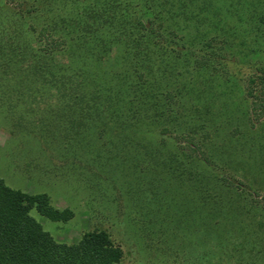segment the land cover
<instances>
[{
    "label": "trees",
    "instance_id": "16d2710c",
    "mask_svg": "<svg viewBox=\"0 0 264 264\" xmlns=\"http://www.w3.org/2000/svg\"><path fill=\"white\" fill-rule=\"evenodd\" d=\"M10 1L18 3L19 10L11 7L7 0H0V30L9 33L6 49L14 45L17 26L29 27L27 22L33 21V29L37 30L38 11L44 4L55 13L51 20L54 28L48 31L52 45L31 47L25 57L16 52L7 59L10 66L0 71V103L3 101L11 106L12 112H19L22 120L41 123L39 127L48 132L42 139L61 147L64 154H72L75 158L70 157L72 162L82 164L83 157L91 156L96 163L94 166L88 163L91 171L84 176L87 186H93L97 193L106 192L108 187L119 189L118 180L125 185V179L131 176L137 178L140 190L151 188L150 200L154 204L159 205L169 197V201L177 200L185 223L191 219L194 232L190 247L185 248L190 254V261L185 259L187 264H261L259 257H264L261 228L264 226L255 228L258 220L255 216L263 212L252 211L244 204L240 206L237 191L230 185L225 190L217 188L213 193L215 182L205 168L207 161L204 163L194 156L195 149L190 147V152L176 150V145L173 149L169 147L170 162L158 143L159 133L174 132L191 145L195 144L202 154L214 155L217 152L211 149V135L205 129L207 121L203 116L209 115L206 120L215 122L212 120L214 109L222 114L226 112L228 123L223 124L222 138L229 140L232 139L229 132L240 126L239 117L249 122L248 112L238 115L231 110L235 102L230 95L237 92L236 86L220 77L208 76V72L214 70L201 58L208 48H213L215 39L227 42L229 51L240 47L241 42L251 48L249 36L253 34L254 39L258 38L262 31L260 24L264 22V17L263 20L257 18L259 5L252 0H201L195 6H187L188 1L193 0H185L180 3L185 5L180 6L177 15L186 18L187 23L183 27L177 24L178 28L171 30L162 23L155 30L150 27L151 22L146 23L128 12L129 0H105V17L101 8L88 9L86 0ZM154 1L162 6L170 2ZM124 9L126 14L120 12ZM85 13L89 18L103 17V22L96 27L86 24ZM194 14L199 15L201 19H197L202 20V24L193 26ZM43 27L38 38L51 29L49 23ZM176 33L181 35L179 52L169 45L170 41L164 45L157 40L158 36ZM257 78L249 76L244 87L251 99L253 116L259 115L258 111L264 107V103L256 100ZM259 78L264 86V73ZM199 83L205 86L208 95L212 92V96L198 91ZM187 94H196L201 101L193 105L195 110L193 103H182L184 109L179 113L174 100L180 97L182 102ZM193 111L201 114L192 117ZM67 126L73 129L68 135L69 149L65 148L63 136L51 130L61 131ZM214 128L219 130L220 125ZM203 131L205 135H201ZM245 141L247 145L254 142ZM167 144L162 143V146ZM225 150V159L221 157L217 163L234 156V153L230 156L234 150L230 145ZM131 161L136 163L131 165ZM143 161L147 162V167L139 165ZM113 164L122 165V169L118 170ZM110 166L113 168L109 169ZM116 173L120 175L117 179ZM214 177L217 176L214 174ZM104 185L108 187L103 189ZM192 190L198 193L197 197ZM182 191L187 192L184 201L191 200L194 209L178 198L177 192ZM197 200L206 206L212 200L213 213L204 212L202 207L199 211ZM169 201L165 202L166 208H170ZM33 209L52 221L67 222L75 216L70 207L55 206L48 193H30L11 187L0 176V264H118L123 261L125 250L106 229L86 231L74 243L62 242L44 228L31 213ZM156 220L161 222V218ZM224 225L230 228L227 232L223 231ZM229 246L231 251L227 256L232 261L225 262L222 253Z\"/></svg>",
    "mask_w": 264,
    "mask_h": 264
},
{
    "label": "rangeland",
    "instance_id": "374dc122",
    "mask_svg": "<svg viewBox=\"0 0 264 264\" xmlns=\"http://www.w3.org/2000/svg\"><path fill=\"white\" fill-rule=\"evenodd\" d=\"M184 1L173 0L172 2L170 0L169 4L162 6L154 0H144V2L141 0H129L127 7H130L128 12L131 11L132 15L143 18L146 23L151 22L150 27L155 28V30H158L159 24L162 23L171 30L178 28L177 24L181 25V27L185 25L186 18L182 19L177 15L180 6L182 8L185 5H180ZM252 1L255 5H259L257 14L259 17L257 18L262 17L261 20H263L264 0ZM7 2L10 3L11 7L19 10L18 3L10 0H7ZM41 2L44 3V0ZM85 2H88V9L90 8L92 11L99 8L104 11L107 7L105 0H86ZM199 2L201 0L188 1L187 6H195ZM43 7L42 10L38 11L39 22L37 23V30L33 29L35 25L33 21L27 22L30 25L29 27L25 25L23 26L24 28H19L17 26L15 42H13L16 47L12 44L13 46L9 50L6 49L8 47L9 33L5 34L3 29L0 30L1 72L4 68L7 70L8 66H10L7 63V59L14 56L16 52L20 53V56L25 57L27 55L26 52L31 47L46 44L52 45V38L48 34V31L54 28V23L51 20L55 13L52 10H48V6L45 4ZM174 9L176 10L174 11ZM145 11L147 12L145 13ZM173 11L175 15L172 14ZM120 12H125L126 14V9ZM105 14L106 11H104V17ZM84 17V22L91 23L94 27L103 22V17L95 16L94 18H89L86 13ZM197 17L201 19L199 15L195 14L191 19L193 26L194 24L198 25L203 22L202 20H198ZM250 17L248 16V18ZM46 23H49L51 29L46 30L38 38L39 31L42 28L44 29L43 26ZM260 25L262 31L258 38L256 36V39H254L253 34L249 36L250 43L252 44L251 48L244 46L243 42H241L239 43L240 47H235L234 51H229L227 42L215 39L213 48H208L206 55L201 58L210 64V69L214 70L213 73L208 72V76L212 78L216 76L220 77L222 81L232 82V85L236 86L237 92L230 95L235 102V107L231 110H234L238 115H241L245 111L248 112V116H251V118L249 117V122L247 119L238 118L237 121L240 126L234 128L228 134L234 141L232 139L229 140V138H222L224 132L223 124L228 123L226 120L229 115L225 114L226 112L222 114L218 109V111L213 110L214 116L212 120L215 122L206 120L209 115L203 116L204 120L207 121L205 129H208L209 135H211V149L217 152L214 155L207 154V152L202 154L203 152L196 150L195 144L191 145L186 138L178 137L174 132L158 134V143L162 147L163 156H166L165 158L169 156L168 148L171 147L173 149L175 145L177 146L176 150L185 149L186 151H190V147L195 149V152L192 151L193 155L200 157L204 163L207 161L204 164L205 168L209 169V174H211L210 176L215 182L211 189L213 193H215L214 191L217 188L225 190L230 185V187H233L237 191L240 206L246 205L250 206L252 211H262L263 214L259 213L258 217L255 216L258 219L255 222V228L264 226V114H260L264 112V107L261 108V111H258L259 115H251V99L246 95L244 87L249 76H258V84H255V93L258 96L256 100L257 102L264 103V86L262 80L259 78V75L264 73V22ZM23 29L24 31H22ZM157 40L160 44L164 45L170 41L169 45L175 47V51H180V33L177 35L158 36ZM191 77L194 79L193 76ZM204 87V85L199 83V88L196 89L201 91L202 94L208 95L206 92L208 90ZM211 94L213 93L210 92L209 95ZM196 97H198L196 94H187L183 97L182 102L180 97H177L174 100L177 112L181 113L184 109L181 108L182 103L187 105L193 103L192 109L195 110L193 105L201 101L200 96L197 99ZM2 102L0 103V176L11 187L30 193L46 192L51 196L55 206L60 208L70 207L74 211V218L67 222L52 221L40 215L36 209L31 211L42 222L44 228L56 239L62 242L74 243L81 238L84 232L100 228L109 231L112 238L120 243L125 250L124 259L118 264H187L186 258L188 259L187 261H190V254L186 253L185 248L186 246L190 247L194 232L191 230V219L188 220V223H185L184 217L181 215L182 212L179 209V204L176 202L177 200L169 201V197L162 200L159 205L154 204L150 200V196L153 195L149 190L151 188L148 189L149 191L140 190L137 186V178L133 179L131 176L128 180L127 178L125 179L127 181L125 185L121 180H118L119 189H113V187L104 185L103 189L108 187L106 192L102 194L97 193L93 186H90V188L87 186L88 180L84 176L90 174L91 171L88 163L93 166L96 163L92 161L91 156L88 155L83 158L79 156L84 160L82 164L72 162L70 157L75 159L72 154H64L61 147H57L58 145L56 146L53 143L48 144L42 139L45 138V135H48V132L39 127L41 123H31L29 119L26 121L22 120L19 112H12L11 106L9 107ZM198 113L201 114L200 112L193 111L191 113L192 117H197ZM199 120L200 122L202 121L201 118ZM215 125H220V129L214 128ZM33 128L36 129L35 132L30 131ZM51 130L63 136L62 140L65 148L69 149L68 146L71 143L68 140V135H70L73 129L67 126L61 131L57 128ZM204 131L206 132V130ZM204 131L201 135H205ZM246 139L254 140L253 144L247 145ZM165 142L168 144L164 147L162 143ZM225 142L228 144H223ZM229 145L230 148L234 149L233 152L231 151L230 156L232 153H234V156L229 157L228 161L225 160L222 163H217L221 157L222 160L225 159L224 156L226 154L224 153L227 152L225 149ZM71 149L69 152L73 151ZM168 161H170L169 158ZM135 163L130 162L131 165ZM173 164L176 166V161H173ZM139 165L147 167V162L143 161ZM113 166L116 167L117 164H113ZM111 168L113 167L110 166L109 169ZM117 168L118 170L122 169V165H118ZM214 174L219 180L217 177H214ZM115 176L117 179L120 175L116 173ZM171 181H173L175 187H178L176 186V180L172 179ZM164 182L168 184L167 180H164ZM219 185L221 186L219 187ZM225 185L227 186L224 188L223 186ZM185 188L186 186H184ZM187 189L190 190L188 187ZM146 192H148L147 195ZM177 193H179L178 198L180 200L183 199L182 202L184 204H190L194 209V203H190L191 200L187 199L184 201L187 195L186 191ZM192 193H194V197H197V192L192 190ZM168 201L170 208H166L165 206V202ZM197 201L199 203L195 204L199 211L200 207H202L204 212L208 211L211 214L215 210V203L212 200L211 202H209L210 200L208 201L207 206L201 204L202 202L199 200ZM244 217L245 219L248 218L246 213ZM156 218H161V222L157 221ZM259 219L263 220L262 225ZM226 225L223 226V231L225 232H227V229H230ZM261 232L264 234V227L261 228ZM230 248V246L228 249L225 247V251L222 253L225 256V258H222L225 262L232 261L227 256L230 254ZM259 258L264 263V257ZM262 262L261 264H263Z\"/></svg>",
    "mask_w": 264,
    "mask_h": 264
}]
</instances>
